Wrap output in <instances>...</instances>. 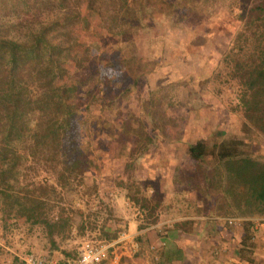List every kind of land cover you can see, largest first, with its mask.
<instances>
[{
    "label": "rangeland",
    "instance_id": "1",
    "mask_svg": "<svg viewBox=\"0 0 264 264\" xmlns=\"http://www.w3.org/2000/svg\"><path fill=\"white\" fill-rule=\"evenodd\" d=\"M257 1L0 0V40L18 45L17 71L48 112L27 115L12 190L71 223L51 249L43 225L0 204V264L62 261L128 228L142 230L140 245L121 264H264V216H232L214 161L223 142L264 155L233 71L264 38V17L240 19ZM53 113L66 119L58 141L34 148ZM199 140L208 150L197 162L187 146ZM72 159L76 171L62 173Z\"/></svg>",
    "mask_w": 264,
    "mask_h": 264
},
{
    "label": "trees",
    "instance_id": "2",
    "mask_svg": "<svg viewBox=\"0 0 264 264\" xmlns=\"http://www.w3.org/2000/svg\"><path fill=\"white\" fill-rule=\"evenodd\" d=\"M147 1L139 0V3ZM263 17L264 0H258L240 12L242 25L245 26L256 20H261ZM1 49L6 50L7 56ZM17 49L19 47L16 43L5 39L0 40V204L8 212L13 210V206H17V211H20V214H23L26 219L32 223L43 225L51 249H56L57 244L54 236L61 234L66 227L71 228L70 216L66 215L62 208L55 216L49 215L47 209L50 208L43 197L28 196V194L12 190L13 184L19 182L18 162L20 160L21 163L24 159L19 153L18 145L22 144L21 147L25 148L24 140L29 136L26 129L27 115L34 113L35 107H38L41 113H48L43 104L34 106L40 103L35 96L37 94L28 92L22 72L17 71ZM3 58L6 60L1 62ZM233 71L241 85L239 104L243 115L264 137V38L258 40L246 55L238 56L234 62ZM55 83L56 88L59 87L65 91L62 85L59 86L58 82ZM65 124V117L55 113L50 114L46 130L31 138L34 148L47 139L58 141L61 135L60 130ZM217 147L214 152V161L222 173L223 192L232 209V216L263 217L264 155L261 157L249 155L238 147H231L227 142L220 143ZM187 150L192 159L200 162L206 157L208 146L204 140H199L189 144ZM79 161L77 159L70 160L69 165L64 167L62 173L70 174L76 171L75 168ZM244 225L245 236L242 238V242L251 239L249 230L252 228V222L245 220ZM177 228L178 224L174 223L173 231H176ZM104 239H111V237L109 234H104Z\"/></svg>",
    "mask_w": 264,
    "mask_h": 264
},
{
    "label": "built area",
    "instance_id": "3",
    "mask_svg": "<svg viewBox=\"0 0 264 264\" xmlns=\"http://www.w3.org/2000/svg\"><path fill=\"white\" fill-rule=\"evenodd\" d=\"M228 223L237 220L227 218ZM137 234L124 230L110 241L84 240L77 249L73 258L59 262L54 259H47L34 254L25 255L20 264H121L123 259L131 258L139 249ZM151 248V246H150Z\"/></svg>",
    "mask_w": 264,
    "mask_h": 264
},
{
    "label": "crops",
    "instance_id": "4",
    "mask_svg": "<svg viewBox=\"0 0 264 264\" xmlns=\"http://www.w3.org/2000/svg\"><path fill=\"white\" fill-rule=\"evenodd\" d=\"M142 230L141 229H139V230H137V231H133L131 228H128V232L129 233H133V234H137V233H139V232H141ZM54 252V251H53ZM63 253V252H62ZM53 257V255L52 256H48V258H52ZM124 262V261H123Z\"/></svg>",
    "mask_w": 264,
    "mask_h": 264
}]
</instances>
